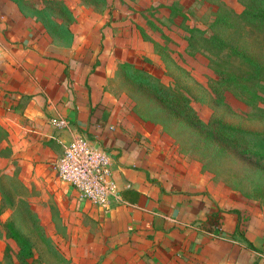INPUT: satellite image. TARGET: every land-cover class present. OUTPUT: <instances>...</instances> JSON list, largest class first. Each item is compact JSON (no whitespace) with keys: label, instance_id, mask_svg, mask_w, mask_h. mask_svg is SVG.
Masks as SVG:
<instances>
[{"label":"crops","instance_id":"obj_1","mask_svg":"<svg viewBox=\"0 0 264 264\" xmlns=\"http://www.w3.org/2000/svg\"><path fill=\"white\" fill-rule=\"evenodd\" d=\"M71 29L73 44L60 46L12 0H0V126L9 133L4 143L12 144L14 155L53 163L83 134L112 154L124 200L107 213L71 187V211L60 208L50 218L57 233L81 246L64 253L46 234L61 263L264 264V225L253 222L245 232L239 216L212 210L198 194L195 174L175 168L161 153L149 127L164 135L163 127L142 119L135 104H116L125 96L111 89L121 62L111 70L106 60L98 67L78 60L73 49L85 42ZM71 49L72 60H65L63 51ZM54 117L66 118L70 128L55 129Z\"/></svg>","mask_w":264,"mask_h":264},{"label":"rangeland","instance_id":"obj_2","mask_svg":"<svg viewBox=\"0 0 264 264\" xmlns=\"http://www.w3.org/2000/svg\"><path fill=\"white\" fill-rule=\"evenodd\" d=\"M63 1L77 17L73 30L79 43L85 42L84 46L79 47L80 43L73 49L78 60L98 63L97 67L101 64L99 60H106L111 70L117 62H128L170 86L175 82L171 77L174 76L179 78L181 87L191 89V107L196 113L189 116L188 123L198 119L204 125L199 123L194 129L188 124L181 133L172 136L166 132L163 135L159 128L151 125L149 129L157 138L161 153L170 158L175 168L195 174L200 186L198 194L211 202L213 211L217 208L216 212L224 217L239 216L245 232L253 222L264 225V161L255 154H244V143L240 150L237 141L245 138L246 144L255 133L264 135V118L232 94H226L223 101L218 95L215 101L216 95L208 88L210 77H214L208 59L201 54L186 53V28L208 29L216 7L204 0H109L107 10L98 14L85 9L79 0ZM223 2L237 13L244 10L239 0ZM73 51H63V58L72 60ZM91 70L87 69V74ZM112 83L115 93L125 95L116 98L117 105L132 108L135 102L128 92L139 94L137 97H142L143 107L148 102L154 104L148 92H138L134 84L120 79L119 74ZM155 105L161 111L157 114L168 117L170 109L158 102ZM1 149L4 152L0 155V189L4 186L19 206L16 210H6L2 223L13 221L22 235L36 243V258L38 253L43 255L38 264H62L46 234H52L55 246L64 253L81 244L57 233L58 228L50 218L56 210L60 212V208L71 211L70 204L75 199L69 191L71 186L64 183L54 169L58 160L52 163L48 159L35 161L20 153L14 155L11 143L1 144ZM1 200L0 194V205ZM2 236L0 261L6 262L8 249L16 255L19 245L5 233Z\"/></svg>","mask_w":264,"mask_h":264},{"label":"trees","instance_id":"obj_3","mask_svg":"<svg viewBox=\"0 0 264 264\" xmlns=\"http://www.w3.org/2000/svg\"><path fill=\"white\" fill-rule=\"evenodd\" d=\"M12 1L24 16L35 18L40 22L54 43L67 47L73 44L75 36L71 27L77 19L72 9L63 0ZM79 1L85 9L98 14L105 12L108 7V0ZM204 1L214 5L216 12L212 16L213 20L208 23V29L202 30L197 26L186 28L188 34L186 53L192 56L201 54L208 59L209 69L214 74V77L209 79L208 88L213 91V95H216L213 97L215 101L218 95L220 101H223L226 94H232L252 108V112L264 118V0H239L244 7L241 13L226 6L223 0ZM175 63L178 65L177 62ZM181 72L186 73L185 70ZM118 74L120 79H128L134 84L138 92L146 91L153 98V106L148 102L143 107L142 97L139 99L137 97L139 94L128 92L142 119L159 124L163 127V131L171 136L181 133L188 124L197 129L200 120L188 123L189 116L196 113L191 107V89L181 87L179 78L171 76L175 82L170 86L160 78L128 62L119 64ZM156 102L170 109L168 117L159 115L161 111L157 109ZM169 118H173L174 121ZM200 124L204 125L203 122ZM8 139L9 133L0 126V155L4 152L1 144L8 142ZM237 141L241 146L240 150L244 143V154H255L260 161H264V135H258L257 132L252 138L246 140V144L245 138ZM5 189L4 186L0 189L2 199L0 238L5 233L19 245L16 255L11 254L8 249L6 262L8 264H38L43 255L38 253L36 258L35 251L38 249L36 243L22 235L13 221L2 223L1 218L6 210H16L19 207L15 197ZM39 231L42 233L41 229ZM41 236L44 238L43 235ZM49 243L57 254L50 240ZM6 262L0 261V264H6Z\"/></svg>","mask_w":264,"mask_h":264},{"label":"built area","instance_id":"obj_4","mask_svg":"<svg viewBox=\"0 0 264 264\" xmlns=\"http://www.w3.org/2000/svg\"><path fill=\"white\" fill-rule=\"evenodd\" d=\"M51 125L57 130L70 128L64 117L52 118ZM54 169L64 183L107 213L124 203L113 171L112 154L95 146L83 134H78L64 148Z\"/></svg>","mask_w":264,"mask_h":264}]
</instances>
